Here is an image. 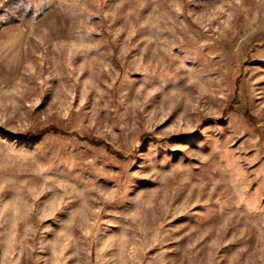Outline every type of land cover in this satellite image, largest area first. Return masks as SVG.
<instances>
[{"label": "rangeland", "instance_id": "374dc122", "mask_svg": "<svg viewBox=\"0 0 264 264\" xmlns=\"http://www.w3.org/2000/svg\"><path fill=\"white\" fill-rule=\"evenodd\" d=\"M0 264H264V0H0Z\"/></svg>", "mask_w": 264, "mask_h": 264}]
</instances>
